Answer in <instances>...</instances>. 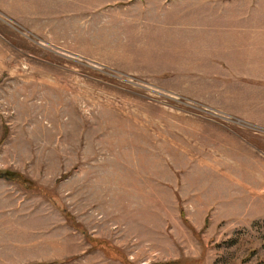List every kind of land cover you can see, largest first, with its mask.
<instances>
[{
	"label": "rangeland",
	"instance_id": "rangeland-1",
	"mask_svg": "<svg viewBox=\"0 0 264 264\" xmlns=\"http://www.w3.org/2000/svg\"><path fill=\"white\" fill-rule=\"evenodd\" d=\"M0 264H264V0H0Z\"/></svg>",
	"mask_w": 264,
	"mask_h": 264
}]
</instances>
